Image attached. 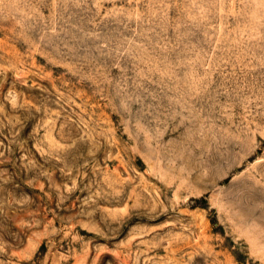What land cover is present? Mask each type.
<instances>
[{
  "label": "rangeland",
  "instance_id": "rangeland-1",
  "mask_svg": "<svg viewBox=\"0 0 264 264\" xmlns=\"http://www.w3.org/2000/svg\"><path fill=\"white\" fill-rule=\"evenodd\" d=\"M0 264H264V0H0Z\"/></svg>",
  "mask_w": 264,
  "mask_h": 264
}]
</instances>
